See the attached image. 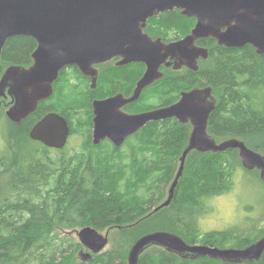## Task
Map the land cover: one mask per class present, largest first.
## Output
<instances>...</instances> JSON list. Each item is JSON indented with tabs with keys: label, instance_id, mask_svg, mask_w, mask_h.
<instances>
[{
	"label": "trees",
	"instance_id": "1",
	"mask_svg": "<svg viewBox=\"0 0 264 264\" xmlns=\"http://www.w3.org/2000/svg\"><path fill=\"white\" fill-rule=\"evenodd\" d=\"M194 24L195 19L169 12L154 17L147 29L167 39L184 35ZM36 47L32 37L8 39L0 76L10 64L30 65ZM108 65L101 66L95 89L77 67L64 69L52 97L40 102L20 123L7 117L0 97V121L6 120L9 126V135L4 138L8 149L0 153V264H128L127 256L112 248L77 260L83 246L69 231L85 226L99 231L135 228L164 201L191 126L169 118L148 123L121 147L110 140L94 145L93 99L132 91L144 70L140 63ZM203 82L212 85L219 98L211 115L212 133L242 138L249 146L264 149V55L257 54L251 45L214 47L201 73H168L144 91L140 102L126 109L167 105L182 89ZM49 111L59 112L69 121L71 136L62 149L49 148L30 137L33 125ZM240 170L260 180L244 169L236 151L190 153L173 201L155 213L164 214L155 224L163 227L169 222L173 231L190 243L248 246L264 233V228L262 234L254 232V217L245 230L230 227L203 234L200 229V219L212 212L211 199L235 190ZM137 231L128 236L137 239L146 232ZM140 262L231 264L209 257L182 259L158 246L143 254ZM241 264H264V254L258 261Z\"/></svg>",
	"mask_w": 264,
	"mask_h": 264
},
{
	"label": "water",
	"instance_id": "2",
	"mask_svg": "<svg viewBox=\"0 0 264 264\" xmlns=\"http://www.w3.org/2000/svg\"><path fill=\"white\" fill-rule=\"evenodd\" d=\"M175 8L197 19L190 34L167 44L160 38L154 40L145 32L151 17ZM18 36L32 37L37 41V48L29 68L12 65L0 79V97L10 101L6 103V115L16 123L33 114L41 101L53 95L54 83L66 66L77 65L82 73L93 77L92 87H95L97 70L94 65L112 57L121 58V64L141 60L147 65L132 97L117 94L95 102L93 140L99 144L109 138L120 147L150 122L169 118L190 122L192 130L180 157V167L168 197L156 206L155 212L172 203L192 150L238 149L243 166L248 170H261L264 181L262 153L236 137L218 143L209 133V118L217 104L210 86L183 92L180 100L170 106L139 114L120 110L140 98L145 87L163 77V64H175V68H179L184 63L197 69L199 54L208 57L207 48L196 46L198 38L213 36L220 45L227 47L242 48L249 44L257 53L264 54V0H0V58L8 39ZM168 58L174 63L167 62ZM70 133L68 119L58 112H50L33 125L30 137L49 148L62 149ZM111 229L103 234L92 226H85L70 233H75L82 245L91 251L84 254L90 257L104 250ZM153 246L182 259L209 257L241 264L262 258L264 234L246 247H221L189 243L172 231L155 230L135 241L128 254V264H140L141 255Z\"/></svg>",
	"mask_w": 264,
	"mask_h": 264
},
{
	"label": "rangeland",
	"instance_id": "3",
	"mask_svg": "<svg viewBox=\"0 0 264 264\" xmlns=\"http://www.w3.org/2000/svg\"><path fill=\"white\" fill-rule=\"evenodd\" d=\"M8 131L9 126L6 123V120L0 121V153L2 154L8 149L7 140L4 139L6 136L9 135ZM248 144L250 143L248 142ZM260 151L264 153V149H260ZM256 172L259 173L258 171ZM235 180L237 181V186L235 190L231 191L230 193L223 194L222 196H217L211 199L209 210L211 209L212 212H208L200 219L201 233L204 234V232L208 231L226 230L230 227H237L241 230H245V227L248 226L250 223L249 221L251 220V217L257 219L256 230H254V232H262V229L264 228V203L261 202L262 198L264 197L263 183L255 177L246 175V171L243 170H240L238 174L236 173ZM166 198L167 194L164 200ZM163 217L164 214L154 215L146 219L145 221H141V223H139L140 225L138 224V227L131 229L126 228V230L119 229L115 231H110L109 244L104 251L109 250L111 248L118 249L120 253L125 254L128 258L129 251L132 245L135 243V240H137L140 236L143 235H140L137 239H135V237L131 239L128 236L130 232H136L137 230H141L143 232L146 231L145 233H147L158 230L156 228H163V230H173L169 222L167 224H164L163 227L159 224H155L159 220L163 219ZM154 225L157 227L155 228ZM100 232L103 234L106 233L105 229ZM74 236H76V234H74ZM77 239L79 240L78 237ZM257 239L258 238H256V240ZM80 253H82V255L77 257V260L89 259L91 258V256L94 255L91 254L90 257H85L84 254H86V252Z\"/></svg>",
	"mask_w": 264,
	"mask_h": 264
},
{
	"label": "flooded vegetation",
	"instance_id": "4",
	"mask_svg": "<svg viewBox=\"0 0 264 264\" xmlns=\"http://www.w3.org/2000/svg\"><path fill=\"white\" fill-rule=\"evenodd\" d=\"M169 12H175V13H178L179 15H181V16H183V17H185L186 19H195V24H194V26L190 29V31L188 32V30L189 29H187L186 30V33L184 34V35H182V36H180V37H175V38H172V37H170V38H165L164 36H162V35H156V34H154V33H152V32H150V31H148V27H149V24H150V22L153 20V18L154 17H157V16H159V15H161V14H165V13H169ZM154 17H151L149 20H148V23H147V26H146V28H145V32H147L154 40H156V39H162L165 43H167V44H169V43H172V42H176V41H179V40H181V39H183V38H185L188 34H190L191 32H192V29L195 27V25H196V23H197V19L195 18V17H188V16H186V15H184L183 13H182V11L180 10V9H177V8H175L174 10H169V11H167V12H161L160 14H158V15H156V16H154ZM225 29V28H224ZM7 43V42H6ZM195 44H196V46L198 47V48H207V50H208V57L207 58H205L204 56H203V54H199V56H198V58H197V69H193V68H191L190 67V65L189 64H182L179 68H175V64H172L171 66H167L166 65V63L165 64H163V66L161 67V71L163 72V77L161 78V79H159V80H157L155 83H157L158 81H160V80H162V79H164L165 77H166V75L168 74V73H171V72H175V73H178V74H180V75H187V74H189V73H201L202 72V69L203 68H205V66H206V63L207 62H209L210 61V57H211V51H212V49L214 48V47H226V48H237V47H227V46H224V45H220L219 44V42H218V39L217 38H215V37H213V36H207V37H202V38H198L197 40H196V42H195ZM6 45V44H5ZM249 45V44H248ZM247 46V45H246ZM252 46V45H251ZM5 47V46H4ZM4 47H3V50H4ZM245 47V46H244ZM253 47V46H252ZM37 48V47H36ZM243 48V47H242ZM254 48V47H253ZM255 49V48H254ZM3 50H2V54H3ZM36 50V49H35ZM34 50V51H35ZM256 50V49H255ZM34 51H33V53H34ZM257 52V51H256ZM33 53H32V63L30 64V65H28V66H26V65H21V64H10V65H8V66H6L5 68H4V70H3V72H2V74H1V76H0V79L2 78V76H3V74H4V72H5V70L8 68V67H10V66H12V65H19V66H22V67H25V68H29L32 64H33V62H34V58H33ZM2 54H1V58H0V61H1V59H2ZM257 54H259V53H257ZM259 55H264V54H259ZM120 60H121V58H118V57H112L111 59H109L108 61H106V62H104V63H99V64H96V65H94V68L97 70V81H96V84H95V87H92V84H93V77L92 76H88V75H85L84 73H82V71L80 70V68L77 66V65H70V66H66L64 69H66V68H69V67H71V66H75V67H77L78 69H79V71H80V73L83 75V76H85L86 78H89L90 79V82H91V88L92 89H95L96 87H97V85H98V83H99V79H100V73H101V66H103V65H106V64H109L108 66H115V67H119V66H126V65H129V64H134V63H140V64H142L143 65V73L141 74V76L139 77V78H137L136 79V81H135V84H134V86H133V89H132V91H130V92H128V93H126L125 91H120V92H117V93H115V94H111V95H108V96H105V97H96V98H94L93 99V101H92V108H93V123H94V117L96 116V114H95V102L97 101V100H104V99H107V98H109V97H112V96H115V95H117V94H121L123 97H125V98H130V97H132L133 95H134V92H135V89H136V87H137V84H138V82L140 81V79L142 78V76L144 75V73H145V71L147 70V65L143 62V61H141V60H136V61H132V62H129V63H126V64H121L120 63ZM172 62V60H171V58H168V60H167V62ZM172 63H174V62H172ZM180 64V63H179ZM64 69H62L61 71H60V74H59V77H58V79L60 78V75H61V73L63 72V70ZM58 79L56 80V81H58ZM55 81V82H56ZM155 83H153V84H155ZM55 84V83H54ZM153 84H151V85H153ZM151 85H149V86H147V87H145L144 88V90L142 91V93H141V95H140V98H138L136 101H134V102H131V103H128L127 105H125V106H122L121 108H120V110H122V111H124V112H126V113H129V114H139V113H142V112H146V111H150V110H154V109H158V108H162V107H166V106H170V105H173L174 103H176L177 101H179L180 100V98L182 97V93L183 92H189V91H191L192 89H194V88H196V87H199V88H204V87H207V86H210L211 88H212V90H213V96H215L216 97V101H217V104H216V107H217V105H218V102H219V98H218V96H217V94L215 93V90H214V88H213V86L212 85H210V84H206V83H195L193 86L192 85H190V86H188V87H186V88H184V89H182L181 91H180V94H179V96H178V98L175 100V101H173V102H171V103H169V104H167V105H164V106H156V107H154V108H150V109H140V108H137L135 111H129V110H127L126 108L128 107V106H130V105H133V104H136V103H138V102H140L142 99H143V95H144V91L148 88V87H150ZM54 92V91H53ZM52 97V96H51ZM50 97V98H51ZM49 98V99H50ZM48 100V99H47ZM9 100L7 99L6 101H2L3 102V104L6 106V103L8 102ZM44 101H46V100H44ZM10 102V101H9ZM42 102V101H41ZM216 109V108H215ZM215 109H214V111H215ZM213 111V112H214ZM50 112H55V111H49V112H47L46 114H44L41 118H43L45 115H47L48 113H50ZM59 113V112H58ZM263 113H264V101H263ZM61 114V113H60ZM213 114V113H212ZM211 114V115H212ZM40 118V119H41ZM170 119H175L176 121H178L179 123H181V124H188V125H190L191 126V130H192V125L190 124V122H187V123H182V122H180L177 118H170ZM210 120H211V117L209 118V123H208V131H209V133L211 134V135H213L215 138H216V140H217V142L218 143H220V142H222V141H224V140H226V139H229V138H235V137H233V136H231V137H223L222 138V136H219V135H216V134H214V133H212V131H211V127H210ZM94 128V127H93ZM137 133H139V131L137 132ZM137 133H135V134H133V135H131L129 138H131V137H133L134 135H136ZM190 134H191V131H190ZM190 134H189V138H190ZM70 136H71V133H70ZM70 136H69V139H68V142H69V140H70ZM129 138L127 139V140H129ZM189 138H188V140H189ZM219 138H222V139H219ZM236 138H238V137H236ZM94 132H92V142H93V144L94 145H98V144H95L94 143ZM238 139H241V140H243V141H245L244 139H242V138H238ZM105 140H110L109 138H106ZM127 140H126V142H127ZM102 141H104V140H102ZM101 141V142H102ZM111 141V140H110ZM68 142H67V144H68ZM112 142V141H111ZM125 142V143H126ZM246 142V141H245ZM113 143V142H112ZM124 143V144H125ZM66 144V145H67ZM100 144V143H99ZM114 144V143H113ZM123 144V145H124ZM246 144L248 145V143L246 142ZM115 145V144H114ZM122 145V146H123ZM188 145V141H187V144H186V146ZM186 146L184 147V149L186 148ZM249 146V145H248ZM121 147V146H120ZM250 148H252L253 150H255V151H258V152H260V153H262V151H260V149H257V148H254V147H251V146H249ZM184 149H183V151H184ZM236 151L237 153H238V155H239V150L238 149H228V150H226V151H224V152H212V151H208V152H202V151H199V150H192L190 153H192V152H199V153H202V154H206V153H214V154H216V153H225V152H228V151ZM183 151H182V153H183ZM189 153V154H190ZM263 155H264V153H262ZM182 155V154H181ZM181 157V156H180ZM240 157V156H239ZM187 158H188V156H187ZM241 160V159H240ZM186 161H187V159H186ZM179 162H180V158H179ZM242 162V161H241ZM243 165V164H242ZM185 166H186V162H185ZM185 166H184V169H185ZM179 167H180V163H179V166H178V169H179ZM244 167V166H243ZM178 169H177V172H178ZM244 169H246L245 167H244ZM247 171H250V172H253L254 174H256V176H259V178H260V180H261V182L263 183V185H264V181L261 179V170H259V169H253V170H248V169H246ZM256 171H258L259 173H257ZM177 172H176V174H177ZM183 172H184V170H183ZM256 172V173H255ZM176 176V175H175ZM174 179H175V177H173V179H172V181H171V183L169 184V186H168V188H167V197H168V194H169V189H170V186L172 185V183H173V181H174ZM180 181V180H179ZM178 186V185H177ZM177 188V187H176ZM222 196V195H221ZM217 197V196H216ZM155 208L156 207H154L153 209H152V211H151V213L150 214H148V215H145V216H143L142 217V221L144 220H146L147 218H149L151 215H155V213H157V212H155L154 210H155ZM115 230V229H114ZM163 230V229H162ZM169 231H172V232H174V233H176V234H178V235H180V236H182L180 233H178L177 231H173V230H169ZM152 232V231H151ZM147 233H149V232H147ZM146 234V233H145ZM264 234V233H263ZM144 235V234H143ZM141 237V236H140ZM183 237V236H182ZM184 238V237H183ZM187 242H189L186 238H184ZM190 243V242H189ZM153 247H155V246H153ZM159 247V246H158ZM152 248V247H151ZM151 248H149V249H151ZM149 249H147L143 254H145ZM164 249V248H163ZM143 254L141 255V257L143 256ZM141 257H140V261H141ZM140 264H141V262H140Z\"/></svg>",
	"mask_w": 264,
	"mask_h": 264
},
{
	"label": "bare ground",
	"instance_id": "5",
	"mask_svg": "<svg viewBox=\"0 0 264 264\" xmlns=\"http://www.w3.org/2000/svg\"><path fill=\"white\" fill-rule=\"evenodd\" d=\"M77 229V228H76ZM74 230V229H73ZM73 230H71V231H73ZM108 230V229H107ZM107 230H105V231H107ZM112 230H114V228H112L110 231H112ZM71 231H69V232H71ZM68 233V232H67ZM71 234V233H70ZM69 234V235H70ZM73 234H75V233H73ZM80 240V239H79ZM82 244V243H81ZM108 244H109V242H108ZM108 244L105 246V248H104V250L106 249V247L108 246ZM83 247V250L81 251V252H91L88 248H86L84 245H82ZM103 250V251H104ZM101 253V252H100ZM97 254H99V253H97Z\"/></svg>",
	"mask_w": 264,
	"mask_h": 264
}]
</instances>
